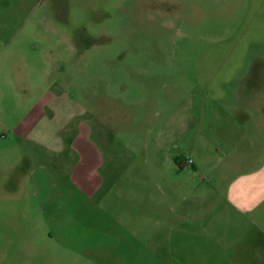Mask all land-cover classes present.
<instances>
[{
	"label": "rangeland",
	"instance_id": "obj_1",
	"mask_svg": "<svg viewBox=\"0 0 264 264\" xmlns=\"http://www.w3.org/2000/svg\"><path fill=\"white\" fill-rule=\"evenodd\" d=\"M263 161L264 0H0V264H264Z\"/></svg>",
	"mask_w": 264,
	"mask_h": 264
},
{
	"label": "crops",
	"instance_id": "obj_2",
	"mask_svg": "<svg viewBox=\"0 0 264 264\" xmlns=\"http://www.w3.org/2000/svg\"><path fill=\"white\" fill-rule=\"evenodd\" d=\"M230 192L236 208L251 211L264 202V161L259 167L235 178Z\"/></svg>",
	"mask_w": 264,
	"mask_h": 264
},
{
	"label": "trees",
	"instance_id": "obj_3",
	"mask_svg": "<svg viewBox=\"0 0 264 264\" xmlns=\"http://www.w3.org/2000/svg\"><path fill=\"white\" fill-rule=\"evenodd\" d=\"M182 158H183V156L181 157V158H176L175 159V161H176V163L181 167V165H180V161L182 160Z\"/></svg>",
	"mask_w": 264,
	"mask_h": 264
},
{
	"label": "built area",
	"instance_id": "obj_4",
	"mask_svg": "<svg viewBox=\"0 0 264 264\" xmlns=\"http://www.w3.org/2000/svg\"><path fill=\"white\" fill-rule=\"evenodd\" d=\"M186 161H187L188 163H192V161H191V159H190L189 157H186Z\"/></svg>",
	"mask_w": 264,
	"mask_h": 264
}]
</instances>
